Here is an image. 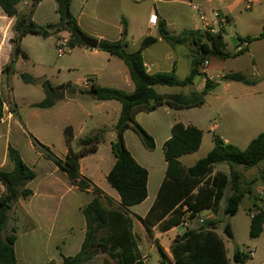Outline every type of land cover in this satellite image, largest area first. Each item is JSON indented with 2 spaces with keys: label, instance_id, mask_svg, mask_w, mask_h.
I'll return each mask as SVG.
<instances>
[{
  "label": "crops",
  "instance_id": "obj_1",
  "mask_svg": "<svg viewBox=\"0 0 264 264\" xmlns=\"http://www.w3.org/2000/svg\"><path fill=\"white\" fill-rule=\"evenodd\" d=\"M75 1L71 5V10ZM125 1L139 3L144 0H101L100 2H107V12L103 13L97 9L94 11V14L88 11L89 0H84L83 11L74 17L81 30L99 42L101 40H127L126 37L129 33L124 36L123 30L125 27L131 29L132 23H135V18L129 14H125L123 10ZM150 1L153 4L150 10L145 12L142 19L146 33H140V43L136 50L140 47L145 37L151 36L156 38L157 41L147 46L143 51L147 72L149 74L174 73L178 81H184L190 75L193 60L198 56V49L191 32L204 31L203 23L200 21L198 14L192 9V5L196 3H193L192 0ZM202 1L203 4L199 5L204 8L205 13L214 25H216V21L213 17V12H218L221 16L228 19V24L221 27L224 42L226 43V51L234 55L245 49V53L239 56H232L228 59L211 57V64L206 76L202 73V66H200L201 74L195 77L193 85L184 87L174 86L176 88L181 87L186 92H176L174 87L169 86H157L155 89L159 94L163 95L178 93L189 95L194 91L201 92L207 80L217 82L218 85L207 95L205 104L211 96L216 98L218 104L216 113L219 115L220 121L217 122L215 120L210 123L207 128L208 133H212L213 137L214 135H219L227 144H233L241 149H245L264 130V35L262 38H258L262 33L264 34V0ZM42 4L43 0L34 11V22L42 26L50 23H59L61 16L57 12L58 5H53L55 14L52 16V21L37 20L36 17ZM31 5V0H23L19 5L20 14L27 13ZM184 6H190L191 11L193 10L192 12L194 13L191 17L183 13L181 7ZM258 7L261 11L260 14L253 12L254 8ZM154 12L159 17V23L156 27H152L149 22L150 15ZM86 17L93 19L94 23L85 19ZM15 22L16 17L7 16L0 8V89L2 87L11 88L12 86V77L4 75L2 70L12 59L13 45L11 40L14 37L13 27ZM162 28L171 37L170 41L162 36ZM61 34L70 35L68 31H62L51 37L59 38ZM29 36H32V34L25 36L22 40V48L24 47L23 50L25 49L26 53H29L28 56L31 55V52L25 46V42ZM235 37H237V43L233 41ZM239 37H255L258 39L250 43H242L239 41ZM134 42H137V39H134ZM231 46L234 47V51L230 49ZM76 49L81 50L91 64L85 80L59 82L56 86L51 84L54 89L67 85L68 87H63L66 90V96L60 100H53L54 105L46 109L33 107L34 104L39 102L32 103L26 116L20 114L19 105L16 99H14V109H12L11 113H3V118L0 121V169L7 172L14 170L15 166L9 155V148L13 147L20 152L25 163L36 173V178L27 186L32 191V194L27 198H20L15 204L16 209L15 207L13 209L14 227L16 228L17 237L14 248L18 264H63L65 258L77 255L86 236V219L83 214V208L95 197L93 189L83 191L78 186L72 184L67 173L56 166L52 160L34 146L33 140L28 137L26 130L31 120H41L44 131L53 128L56 130L57 128L60 129L63 136L60 145L62 146L63 144V146L61 151L56 155L62 159L68 154V146L64 135L66 127L71 126L73 129L74 139L72 148L75 151L79 149L74 148V144H78L80 139L103 132L104 141L99 145L97 152L80 159V172L102 190L103 203L104 201L108 203L105 204L106 206L113 208L106 197H109L114 202L116 201L118 205L120 203L118 193L110 189L109 186L111 185L107 180V176L113 168L116 159L113 161L111 156L101 155L93 163L91 158L100 152L102 146H107L112 151V143L117 137L115 126L121 115L122 105L115 100L97 101L93 98L94 96H89L86 93L94 85L133 93L135 91V84L130 70L123 60L111 56L98 48L90 49L84 45L78 46ZM129 51L133 52L135 50ZM35 53L38 57H41L39 54L40 50H37ZM240 57L248 58L251 62L250 66L247 68L240 67L237 61H235ZM96 58L102 59L104 63L102 67H95L94 59ZM231 72H242L250 80H255L256 82L246 84L223 81L224 75ZM211 76H214V78L211 79ZM87 80L90 81L89 88L84 86ZM4 89L6 91V88ZM73 90H76V94L72 93ZM80 91H86V93ZM46 97L47 94L45 93ZM196 108L173 109L168 106H160L150 113L144 111L138 112L136 115L137 122L156 141L154 150L148 149L140 137L141 141H139L136 137L138 134L133 129L130 128L125 132L124 137L127 148L137 162L149 172L148 198L143 203L130 207L128 210L133 220V233L138 244L140 261L144 264L148 263L149 258L148 253H146L147 248L145 245H141L137 239L135 228L142 226L143 222L141 219H145L156 201L167 171L166 161L160 167L152 164V153L157 149L162 150L164 153L165 142L172 137V127L176 122H182L185 126L193 125L201 129L203 141L200 149L203 147L206 134L204 128L200 125L201 120L196 116L190 115ZM161 109L167 115L172 116L169 122H164V120L156 115L157 111ZM22 134H25L29 138L27 144H24L22 141ZM128 134H131L135 138L133 148L128 144ZM213 137L207 153L214 147ZM48 147L52 148L51 146ZM198 152L181 156L180 161L183 166H193L201 159L202 156H197ZM185 158L195 159L190 160L189 164H184ZM236 170L243 175L244 189H249L246 186L255 177L250 179L249 174L248 176L246 175L248 169L245 167L239 169L237 166ZM218 174L230 177L231 168L227 164H217L210 176L214 178ZM260 183L262 182L259 181L256 184H259L261 190L264 188V184ZM250 190L252 191L251 188ZM231 194L232 190L230 185H228L224 190V195L219 205L216 208L202 211L207 222L219 221V209L222 203H224L225 211ZM84 196H87V199H84ZM250 211L251 214L252 212H257L255 203H253ZM199 227V224L196 226L191 224V229H198ZM153 230H159V234L156 233L154 238L159 245L161 254L157 264L162 261V254H165L168 264H175L171 253V246L174 239L178 235L183 234V229L177 226L163 232L155 226L149 231L153 232ZM172 232H175V235L170 236ZM45 236L53 240H45ZM168 243H170L169 247ZM255 256L256 253L252 258ZM228 258L232 259L229 256Z\"/></svg>",
  "mask_w": 264,
  "mask_h": 264
},
{
  "label": "trees",
  "instance_id": "obj_2",
  "mask_svg": "<svg viewBox=\"0 0 264 264\" xmlns=\"http://www.w3.org/2000/svg\"><path fill=\"white\" fill-rule=\"evenodd\" d=\"M23 0H0V8L9 17H16L13 27L14 37L11 40L13 54L11 61L4 66L2 73L11 77L15 59L22 55L28 57L22 48V40L29 34L40 35L48 38L62 31L70 33V45L72 47L84 46L79 32H83L78 22L71 14V5L74 0H55L61 16L59 23H50L42 26L34 22L33 14L42 0H31V8L25 14H20L19 5ZM67 16L69 19H67ZM161 34L170 41L171 37L162 28ZM198 56L192 62L190 75L184 81H178L174 73L147 72L143 51L155 43L156 38L148 36L142 41L140 47L130 52L126 40L109 41L101 40L98 49L115 56L125 62L130 70L135 91L127 93L123 90L92 86L91 90L97 92L93 98L97 101H118L122 105L121 115L115 126L116 140L112 143V152L116 162L107 176L109 184L114 188L119 197V208H110L103 203V192L80 172V159L97 152L99 145L104 141V133L80 139L79 150L72 148L74 133L71 126L64 130L68 154L60 158L46 145L32 137L34 146L53 163L67 173L72 184L86 191L93 189L95 197L83 208L86 219V236L80 252L64 259L63 264H85L93 260L101 248H107L109 259L103 264H144L140 261L138 244L133 233V220L128 210L130 207L143 203L148 198V170L140 165L127 148L125 132L133 129L143 141L144 145L151 150L156 147L154 137L136 120L138 112H153L160 106H168L173 109H186L199 107L205 104L206 97L218 85L217 82L207 80L201 92L194 91L189 95L159 94L157 86H189L193 85L196 76L200 75V66L211 57L228 59L245 53V49L234 55L226 51L223 33L211 34L205 31H192ZM263 33L258 37L262 38ZM258 38H240V42L250 43ZM26 83H32L34 78L28 73L21 74ZM91 80V79H90ZM223 81L242 82L253 84L242 72L227 73ZM48 89L52 88L49 81L45 83ZM68 87L67 85L59 88ZM86 93V91H80ZM54 105L47 97L33 105L35 108L46 109ZM3 118V99L0 95V121ZM203 141V132L196 126H185L182 122H176L172 127V137L164 145V156L167 163V171L164 182L159 190L156 201L151 207L145 219H141L145 228L157 226L165 232L177 227L181 223L184 207L201 212L216 208L223 198L225 188L230 185L232 194L227 201L225 214L235 216L245 195L251 193L244 189L243 175L236 170L237 166L247 169L259 165L264 160V130L253 139L245 149L236 145L227 144L219 136L214 135V147L209 153L199 159L193 166L185 167L180 157L197 152ZM10 159L14 163V170L7 172L0 169V264H18L14 245L16 243V228L6 234L10 212L20 198H27L32 191L27 188L28 184L36 178L35 171L23 160L20 152L9 148ZM227 164L231 168L230 177L218 174L211 178L215 165ZM262 181L264 184V171L259 177L254 178L250 184ZM109 203L112 199L106 197ZM256 214L251 220L250 236L258 238L264 231V209L255 202ZM217 223L206 222L200 229H188L182 235H178L171 246V253L175 264H246L248 253L235 251L233 258L227 256L226 247L222 239L216 233ZM228 238L233 239V231L230 225L224 228ZM159 264H168L165 254H162ZM139 260V261H138Z\"/></svg>",
  "mask_w": 264,
  "mask_h": 264
},
{
  "label": "rangeland",
  "instance_id": "obj_3",
  "mask_svg": "<svg viewBox=\"0 0 264 264\" xmlns=\"http://www.w3.org/2000/svg\"><path fill=\"white\" fill-rule=\"evenodd\" d=\"M100 1L101 0H89V13L91 12L92 14H94V11L97 9L103 13L107 12V2L103 3ZM192 2L201 5L203 4L202 0H192ZM152 4L153 3L150 0H144L139 3L130 1L124 2L123 10L125 14H129L130 16H133V18H135V23H132L131 29L125 27L123 30L124 36H126L125 32L126 34L129 33V35H127L126 37L129 50H136L138 44L140 43V33H146L145 28L143 27L142 19L145 15V12L150 10ZM53 5H57L55 0H43L42 7L40 8L36 17L37 20L52 21V16L55 14ZM181 8L183 13L185 15H189L190 17L194 13L192 12L193 10L191 11L190 6H184ZM83 9L84 0H76L74 2L73 9H70V11L72 16L76 17L83 11ZM253 12L257 14L261 13L259 7L254 8ZM75 17L74 19H76ZM85 19H88L90 22L94 23V20L90 19V17H86ZM134 39H137V42H134ZM233 41L237 43V37H235ZM25 46L31 52V55L28 57H23L22 55H20L15 59L13 65L14 72L11 76L12 86L11 88L8 87V90L3 94L5 100L7 99L6 95L8 97L11 111L12 109H14V99H16L19 105L20 114L22 116L27 115L30 109V104L42 101L45 98V93L47 94V91H50V89H48V85L45 84L46 81H49L51 84L56 86V84L59 82L85 80V77H87L88 68L91 65L83 52L79 49H76V47L78 46L72 47L70 45L67 52L63 55H60L58 53V37L55 38L50 36L48 38H43L40 35L32 34V36H29L26 39ZM234 47L231 46L230 49L234 51ZM37 50H40L39 54L41 55V57H38L35 53ZM235 61H237L240 67L244 68H247L251 64L248 58L243 57L237 58V60ZM94 65L95 67L100 68L102 67V65H104V63L102 59L96 58L94 59ZM22 73L30 74L34 78V81L32 83H26L21 77ZM44 79H46L44 83H37V81H41ZM174 89L176 92H186V90L181 87H174ZM217 106L218 104L216 98L214 96H211L205 105L197 107L190 114L192 116L198 117L201 120L200 125L205 130L206 135L204 138L203 147L198 150L199 152L197 154V156H202V158L208 154L207 152L210 148L213 137L212 133H208L207 128L209 127V124L214 122L215 120L217 122L220 121L219 115L216 113ZM156 115L164 120V122H169L172 118V116L167 115L163 111V109L158 110ZM26 130L30 139L34 137L42 144L51 146V149L55 154L61 151L63 144L61 146L60 142L63 140V136L60 132V129L57 128L56 130L55 128H53L51 130L44 131L41 120L39 121L35 119L31 120L30 125L27 126ZM28 137L25 134L21 135V139L24 144H27L29 142ZM136 137L139 141H141L139 136ZM127 141L129 146L133 148L135 138L132 137L131 134H128ZM158 141H160V139H158ZM74 148L79 149L77 143L74 144ZM101 155L107 157L111 156L113 161H115V157L111 149L107 146H102L100 152L97 155L93 156L91 158V161L94 163V160L96 158H99ZM194 159L185 158L184 164H189L190 160ZM151 161L152 164L156 167L163 166L165 163L163 151L157 149L155 152H153ZM238 168L242 169L244 167L238 166ZM262 171H264V160L259 165L248 169L246 175L248 176L249 174L250 179L253 177L257 178ZM109 187L112 191L117 193L116 190H114L111 186ZM246 187L251 188L252 193H247L245 195L244 200L240 204L238 213L235 216L226 215L224 211V203H222V206L220 207L218 212L219 221L215 222L217 223L216 233L224 242L227 254L230 258H233L235 251L239 250L241 252L248 253L250 250H254L256 256L254 258H249L246 264H264V232L258 238H252L250 236V225L252 220L250 209L253 207V203L255 202H257L259 205H264V195L261 194L259 184L252 185L249 183ZM84 199H87V196H84ZM104 204L108 203L104 201ZM110 204L113 208H119V205L116 201H112ZM13 209L10 212V220L8 222L6 234L11 233L12 228L14 227L15 219L13 216ZM192 224L193 226H196L198 222L194 221ZM226 225L231 226L234 235L233 239L228 238V236L225 234L224 228ZM135 230L137 239L139 240L141 245H145L147 248L146 253H148L149 256L147 264H157V261L161 257V254L158 247L159 245L156 243L154 238L156 233L159 234V230H153V232H151L147 230L143 224L142 226H137ZM173 235H175V232H172L170 236ZM44 239H48L49 241L53 240L52 238H48L46 236L44 237ZM167 245L169 247L170 243H168ZM107 252V248H101L99 254L87 264H103L104 259L109 258Z\"/></svg>",
  "mask_w": 264,
  "mask_h": 264
},
{
  "label": "built area",
  "instance_id": "obj_4",
  "mask_svg": "<svg viewBox=\"0 0 264 264\" xmlns=\"http://www.w3.org/2000/svg\"><path fill=\"white\" fill-rule=\"evenodd\" d=\"M192 9L194 10L195 13L198 14L200 21L203 23L204 25V31L211 33V34H218L219 32H221V27H224L228 24V19L226 17L221 16L218 12H213V17L216 21V25H214L210 18L208 17V15L205 13L204 8L199 5V4H193L192 5ZM150 25H152V27H156L159 23V17L158 14L156 12L152 13L150 15V19H149ZM58 53L60 55H63L67 52L69 46H70V35L69 34H61L58 38ZM211 62L210 59L205 60V62L202 64V73L206 76L207 70L210 66ZM214 76H211V79H213ZM84 86L86 88L90 87V81L87 80L84 83ZM6 91L8 90V87H2L0 89V95L2 96L3 99V113H11L12 111L10 110V104H9V100L8 97L6 95V100L3 96L5 89ZM261 194L264 195V188H262L261 190ZM261 208L264 209V205H260ZM184 212L185 214L183 215L182 219H181V223H180V227L183 229L184 232H186L188 229H191V224L194 221H197L199 224V228H202L205 224H206V218L203 215V212H195L193 210H190L187 206L184 207ZM256 214V212H252V218L254 217V215ZM183 232V233H184ZM248 254L253 257L255 255V251L254 250H250L248 252Z\"/></svg>",
  "mask_w": 264,
  "mask_h": 264
},
{
  "label": "water",
  "instance_id": "obj_5",
  "mask_svg": "<svg viewBox=\"0 0 264 264\" xmlns=\"http://www.w3.org/2000/svg\"><path fill=\"white\" fill-rule=\"evenodd\" d=\"M67 19H69L68 16H67ZM125 35H127L126 32H125ZM78 37L80 38L82 43L90 49H97L99 47L100 42L97 39L87 36L84 32H79ZM45 81L46 79L37 81V83H44ZM72 93L76 94V90H73ZM86 94L89 96H96L97 92L95 90H90ZM65 96H66V90L64 88H61V89L51 88L50 89V98L52 100H60V99H63Z\"/></svg>",
  "mask_w": 264,
  "mask_h": 264
}]
</instances>
